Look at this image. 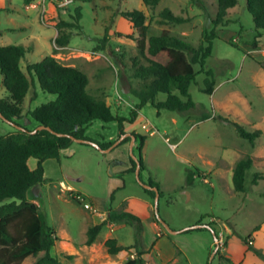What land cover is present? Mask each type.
<instances>
[{
  "label": "rangeland",
  "instance_id": "rangeland-1",
  "mask_svg": "<svg viewBox=\"0 0 264 264\" xmlns=\"http://www.w3.org/2000/svg\"><path fill=\"white\" fill-rule=\"evenodd\" d=\"M202 1L204 8L191 0H160L152 9L142 0L71 1L66 12L45 13V18L56 24L61 19L70 20L74 8L80 7L81 32L73 30L68 46H54L51 34L47 36L48 30L49 33L52 30L43 27L39 17L34 18V11L30 28L15 30L4 37L7 44L30 48L20 62L26 75V66L46 55L75 64L87 74L89 91L104 97L113 114L128 117L138 101L130 90L150 80L132 77V60L138 52L132 23L120 13L141 10L146 15L148 37L166 29L197 46L202 41L203 31L210 29L217 9L216 0ZM165 8L185 21L173 23L163 19L159 14ZM17 14L14 22L3 18L2 27L28 22V18ZM230 20L219 28L218 38L213 41L212 53L205 63V69L213 72L215 81L210 95L202 91L205 76L201 72L189 88L195 103L193 109L183 113L162 109L157 114L148 102L138 111L128 131L123 125L125 133L145 138L141 150L144 169L139 179L143 183L151 179L159 185L161 195L156 212L155 197L151 198L143 190L135 172L123 170L128 165L131 167L130 157L139 155V137H135L131 147L127 142L108 153L73 142L60 151L59 160L44 161L46 179L32 187L27 198L39 206L59 238L50 252L61 262L123 264L134 256L131 246L137 239L140 240L138 247L151 250L154 240L151 221H156L168 232L156 220L158 218L171 230L178 231L169 235L178 250V259L169 264H264V258L254 252V249L264 252V58L261 55L264 32L256 36L245 0H237V5L230 10ZM37 29L43 30L40 41L26 40ZM105 36L108 40L103 43ZM99 46L104 49H97ZM157 59L165 62L166 53H160ZM139 60L144 63L141 58ZM35 84L22 101L20 117L13 119L15 123L0 117V136L14 132L16 123L34 129L35 123L28 112L55 99V95L43 92L36 80ZM6 97L0 77V100ZM163 98L157 97L158 100ZM233 123L249 132L259 130L260 136L250 144L237 134ZM99 133L104 134L105 141L121 137L118 138L116 122L93 121L87 134L99 139ZM110 136L113 139H109ZM248 155L253 158V165L246 172L244 191L236 192L232 171L236 162ZM189 172L193 173L191 183H187ZM77 194L91 205V210L83 207ZM102 203L105 208L99 210L97 205ZM127 206L131 211H126L140 218L142 230L138 225L107 222L94 243L84 244L89 227L104 221L109 210L120 212ZM212 224L219 227L216 232L219 253L209 262L217 244L212 231L207 227H191ZM187 229L190 231L184 232ZM107 238H115L117 244L129 248L120 255H110L104 246Z\"/></svg>",
  "mask_w": 264,
  "mask_h": 264
},
{
  "label": "trees",
  "instance_id": "trees-1",
  "mask_svg": "<svg viewBox=\"0 0 264 264\" xmlns=\"http://www.w3.org/2000/svg\"><path fill=\"white\" fill-rule=\"evenodd\" d=\"M191 1L198 7L204 8L202 0ZM142 2L152 9L160 0H142ZM236 5L237 0H216L217 9L215 17L211 20V27L203 31L202 41L197 46L171 34L166 29L158 35L148 37L146 15L143 11L135 9L120 13L124 19L132 23L133 40L138 52V56L132 60V77L143 81L150 80L149 83L130 90L138 101L130 109L128 117L113 114L104 97L91 93L88 89L87 74L77 66L46 55L40 61L26 66L28 77L22 70L20 62L30 48L20 44L0 45V77L7 93V97L0 100V113L6 120L15 123L13 119L20 117V105L29 90L35 88V80L43 92L56 96L54 100L43 103L28 112L30 119L35 123L34 129L39 125L49 129L44 128L31 133L33 128L29 129L16 123L17 129L14 132L0 136V264H64L50 252L55 242L59 240L54 229L48 225L46 216L39 210V206L27 198V192L46 179L44 161L59 160L60 151L74 142L72 138L94 141L102 149L112 146L116 140L105 141L104 134L99 133V139H94L87 134V129L93 121L98 120L104 124L116 122L119 138L125 133L124 122L133 123L138 116V111L148 102L156 109L157 114L162 109L179 113L193 109L195 103L189 88L195 83L197 75L202 72L205 76L202 91L209 95L212 93L215 83L214 75L211 70L205 69V63L212 53L213 41L218 38L219 28L231 21L230 10ZM245 5L251 15L256 36L259 37L264 32V0H245ZM159 15L173 23L185 21L168 8L163 9ZM81 16L80 7H75L73 14L69 15L70 20L61 19L55 24L57 30L53 40L55 47L68 46L73 30L81 32ZM107 40L108 36H105L103 43ZM97 49L104 48L99 46ZM162 52L167 55L165 62L157 59ZM140 58L144 63L140 62ZM196 66L198 70L195 69ZM158 96L164 98L158 100ZM233 125L237 134L250 144H254L260 136L259 130L249 132L237 123ZM132 134L139 137V155L136 160L129 158L131 167L125 171L135 172L137 161L140 175L144 169L141 150L145 138ZM129 141L130 137H124L117 146ZM29 158H34L36 161L33 169L28 167ZM252 165L253 158L249 155L236 162L232 171V182L236 192L244 191L246 172ZM192 175L191 172L187 174V183L192 182ZM147 183L156 186L159 196L161 195L156 182L149 179ZM143 190L151 198L155 197L154 191L145 188ZM262 196L264 197V194ZM156 220L159 221L158 218ZM107 222L115 225H138L142 230L140 218L137 215L126 210L120 212L109 210L104 221L86 230L84 244L89 246L94 243ZM203 227L205 226L193 229ZM188 231L190 229L184 230V232ZM138 245L140 240L137 239L131 246L134 249V256L128 258L123 264H148L150 251ZM104 246L110 255H116L129 248L117 244L115 238H107ZM254 252L264 258V252L258 249H254ZM218 253L219 249L215 254Z\"/></svg>",
  "mask_w": 264,
  "mask_h": 264
},
{
  "label": "crops",
  "instance_id": "crops-1",
  "mask_svg": "<svg viewBox=\"0 0 264 264\" xmlns=\"http://www.w3.org/2000/svg\"><path fill=\"white\" fill-rule=\"evenodd\" d=\"M71 3L70 0L66 1H55V0H0V45L6 46L11 45L7 44L5 41V35L8 33H11L15 30H25L27 28H30L33 24V19L39 17L41 20L42 26L49 28L52 30L51 33L48 30L47 36H50L51 34V41L56 37L57 30L55 28V22L53 20L49 21L47 18H45V13L47 12H54V13H62L69 10V4ZM33 11L35 12V17L33 18L32 14ZM17 13H21L25 18H28V22L24 23L22 25L13 27L15 25L10 24V27L8 25H5L2 27V21L3 18H6L8 22H14L15 18H17ZM53 19V18H52ZM43 30H36V33H31L26 40L31 39L33 42L38 43L40 41V35ZM44 34V33H43ZM75 65V64H73ZM76 66V65H75ZM123 107H126V104H122ZM133 123L124 122V127L126 131H128L127 127H131ZM126 125V126H125ZM109 139H113L112 136L109 137ZM110 154V153H109ZM124 157V155H122ZM123 164H126L122 161ZM28 167L30 169H33L36 166V161L34 158H29L27 161ZM44 164V163H43ZM130 166L123 167V170H127ZM204 174V173H203ZM46 178V177H45ZM69 188H72L71 186H68ZM30 200V199H29ZM34 202L33 200H30ZM35 203V202H34ZM97 208L99 210H104L105 204L102 203L100 205H97ZM125 210H130L128 206L125 208ZM103 214V213H102ZM151 227L154 229V240H153V246L150 250V256H149V264H169L170 262L176 261L178 259L177 256V247L175 243L173 242L171 236L174 235L169 232H165L161 228V226L156 221H151ZM124 225V224H121ZM122 252V251H121ZM119 252L116 255H120ZM124 259H127L125 257ZM126 261V260H125Z\"/></svg>",
  "mask_w": 264,
  "mask_h": 264
},
{
  "label": "water",
  "instance_id": "water-1",
  "mask_svg": "<svg viewBox=\"0 0 264 264\" xmlns=\"http://www.w3.org/2000/svg\"><path fill=\"white\" fill-rule=\"evenodd\" d=\"M0 117H1L3 120H5V121L10 122V121L6 120V119L1 115V113H0ZM18 128H19V129H22V128H20V127H18ZM44 128L49 129L48 127H45V126H43V125H39V126H37L35 129H33V130L31 131V133H35L36 131H38V130H40V129H44ZM58 135H63V134H58ZM127 136L130 137V141H129V142H130V147H131V146L133 145L134 140H135V136H134L133 134L129 133V132H126V133L122 134L121 137H120L119 139H117V140L113 143L112 146H110L109 148H106V149H102V148H100L99 145H98V143H96V142H94V141H91V140H87V139H75V138H72V140H74V142L84 143V144L91 145V146L95 147L96 149L100 150L102 153H108V152L111 151V149H112L113 147H115V146L118 145V143L120 142L121 139H123L124 137H127ZM133 159L136 160L137 158H136V157H133ZM139 172H140V167H139L138 162L136 161V168H135V175H136V178L139 180L140 184H141L145 189H149V190H152V191L155 192V204H154V207H155V212H156L157 200H158V196H159L158 188H157L156 186H151V185H149V184H147V183H143V182H141L140 179H139ZM158 220H159V222H161V224L165 227V229H166L169 233H171V234H176V233L178 232V231L171 230V229L169 228V226H168L167 224H165L162 220H160V219H158ZM201 226H203V225H194V226H192L191 228H197V227H201ZM205 227H207L208 229H210V230L212 231L213 236H214V241L217 243V242H218V236H216V232L219 230V227H218L217 225H215V224H212L211 226H205ZM218 247H219V245H218V243H217L216 246H215V250L213 251V253H212V255H211L210 259H209V262L211 261L212 257L214 256V254H215L216 251L218 250Z\"/></svg>",
  "mask_w": 264,
  "mask_h": 264
},
{
  "label": "built area",
  "instance_id": "built-area-1",
  "mask_svg": "<svg viewBox=\"0 0 264 264\" xmlns=\"http://www.w3.org/2000/svg\"><path fill=\"white\" fill-rule=\"evenodd\" d=\"M261 55H262V57L264 58V49L261 50ZM142 127L145 128V130H148V127L146 126V124H143ZM172 148H174V145H172ZM205 181H206V179H205ZM68 189L72 190L71 188H68ZM77 199H78L80 202H83V207H84L85 209H88V210H91V209H92L91 205H90L88 202H85L84 198H83L80 194H77ZM218 239H219V238H218Z\"/></svg>",
  "mask_w": 264,
  "mask_h": 264
}]
</instances>
